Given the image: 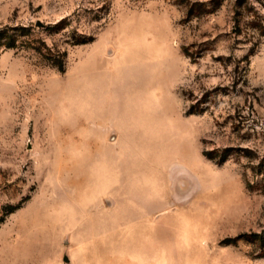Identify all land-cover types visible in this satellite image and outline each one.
<instances>
[{
	"label": "rangeland",
	"instance_id": "1",
	"mask_svg": "<svg viewBox=\"0 0 264 264\" xmlns=\"http://www.w3.org/2000/svg\"><path fill=\"white\" fill-rule=\"evenodd\" d=\"M255 18L264 0H0V264H264Z\"/></svg>",
	"mask_w": 264,
	"mask_h": 264
},
{
	"label": "trees",
	"instance_id": "2",
	"mask_svg": "<svg viewBox=\"0 0 264 264\" xmlns=\"http://www.w3.org/2000/svg\"><path fill=\"white\" fill-rule=\"evenodd\" d=\"M251 26L255 27V30H258L261 34L264 33V21L262 18H255L254 20L252 19L251 21Z\"/></svg>",
	"mask_w": 264,
	"mask_h": 264
},
{
	"label": "water",
	"instance_id": "3",
	"mask_svg": "<svg viewBox=\"0 0 264 264\" xmlns=\"http://www.w3.org/2000/svg\"><path fill=\"white\" fill-rule=\"evenodd\" d=\"M63 259H64L65 261H69V258L67 257V255H64Z\"/></svg>",
	"mask_w": 264,
	"mask_h": 264
}]
</instances>
